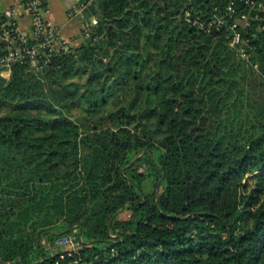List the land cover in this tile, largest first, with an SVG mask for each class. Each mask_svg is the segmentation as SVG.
I'll return each instance as SVG.
<instances>
[{
	"label": "trees",
	"instance_id": "1",
	"mask_svg": "<svg viewBox=\"0 0 264 264\" xmlns=\"http://www.w3.org/2000/svg\"><path fill=\"white\" fill-rule=\"evenodd\" d=\"M229 1L96 0L79 46L0 65V264H264V22L244 58L185 19Z\"/></svg>",
	"mask_w": 264,
	"mask_h": 264
},
{
	"label": "built area",
	"instance_id": "2",
	"mask_svg": "<svg viewBox=\"0 0 264 264\" xmlns=\"http://www.w3.org/2000/svg\"><path fill=\"white\" fill-rule=\"evenodd\" d=\"M47 1L15 0L16 3L11 8L0 11V40L6 50L0 59L1 66L11 68L15 63L28 61L32 68H39V58H42L44 63H48L52 54L69 50L70 43L61 36L58 28L45 17ZM95 1L74 0L71 14L84 17V12ZM25 13L32 18L31 31H25L19 27L18 20ZM185 19L193 25L205 27L208 31L215 26L217 29H220L222 25L229 26L231 33L228 37L231 38L232 45L242 57L248 58L242 45V33L239 26L248 27L252 22H264V1L230 0L224 16L215 15L208 20L207 24L200 17L193 18L190 11L185 13ZM92 22L96 24L97 19L93 17L89 23H85L84 29L93 25ZM262 29H264V24ZM56 245L76 249L80 245V241L74 235H65L56 241Z\"/></svg>",
	"mask_w": 264,
	"mask_h": 264
},
{
	"label": "crops",
	"instance_id": "3",
	"mask_svg": "<svg viewBox=\"0 0 264 264\" xmlns=\"http://www.w3.org/2000/svg\"><path fill=\"white\" fill-rule=\"evenodd\" d=\"M15 3V0H0V11L11 8ZM73 3L74 0H48L45 17L58 28L65 40L77 44L82 38L83 20L81 16L71 14ZM18 21L22 30L31 31L32 18L29 14L25 13Z\"/></svg>",
	"mask_w": 264,
	"mask_h": 264
},
{
	"label": "rangeland",
	"instance_id": "4",
	"mask_svg": "<svg viewBox=\"0 0 264 264\" xmlns=\"http://www.w3.org/2000/svg\"><path fill=\"white\" fill-rule=\"evenodd\" d=\"M90 8L88 9V10H86L85 12H84V14H83V16L84 17H82V20H83V22H82V29H83V31H85V32H88L89 30H90V26H87V28L86 29H84L85 27H86V24L87 23H89V21L90 20H92V18L93 17H95L96 18V16H89V12H90ZM86 23V24H85ZM93 24H94V22H92ZM82 33V32H81ZM83 40H85V35H84V33H82V38H81V41L79 42V43H77V44H75V43H71V44H69V50H70V48H72V47H76V46H79L80 44H81V42L83 41ZM11 73H12V70H11V68H5L2 72H1V74H2V76H4L5 78H9L10 77V75H11ZM77 80H79L80 82H84L85 80H86V75H83L82 76V78H77ZM73 116H74V118L75 119H82L83 117H84V115H85V113H84V111L83 110H81L80 108L79 109H75V110H73ZM72 236V235H71ZM62 237V236H61ZM60 239V237L57 239V240H59ZM67 248V247H66Z\"/></svg>",
	"mask_w": 264,
	"mask_h": 264
}]
</instances>
